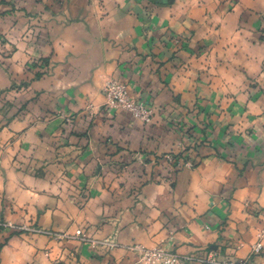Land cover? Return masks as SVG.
Listing matches in <instances>:
<instances>
[{
    "label": "crops",
    "instance_id": "crops-1",
    "mask_svg": "<svg viewBox=\"0 0 264 264\" xmlns=\"http://www.w3.org/2000/svg\"><path fill=\"white\" fill-rule=\"evenodd\" d=\"M263 216L264 0H0V264H264Z\"/></svg>",
    "mask_w": 264,
    "mask_h": 264
},
{
    "label": "built area",
    "instance_id": "built-area-1",
    "mask_svg": "<svg viewBox=\"0 0 264 264\" xmlns=\"http://www.w3.org/2000/svg\"><path fill=\"white\" fill-rule=\"evenodd\" d=\"M103 94L106 98V106L114 109H122L128 112L134 119L142 122L143 124H150L154 118L155 110L150 107L146 102L134 98L129 94V86L120 81L117 77H111L103 87ZM164 159L175 170H181L187 167H195L197 159L194 154L189 153L188 148L184 147L179 153L173 152L164 155ZM0 226L13 229L15 231L23 232H35L43 233L42 228L36 226H18L17 224L9 221H0ZM81 235V232H77ZM103 244L107 246H113V243L108 240L103 241ZM264 251V216L262 220V229L258 234V241L254 247V253L259 254ZM161 254V253H160ZM145 256L151 258L153 254L145 253ZM212 264H251L249 261H229V262H217L214 257L210 258ZM164 264H185L177 256H168V259L164 261Z\"/></svg>",
    "mask_w": 264,
    "mask_h": 264
},
{
    "label": "rangeland",
    "instance_id": "rangeland-1",
    "mask_svg": "<svg viewBox=\"0 0 264 264\" xmlns=\"http://www.w3.org/2000/svg\"><path fill=\"white\" fill-rule=\"evenodd\" d=\"M152 108H153V107H152ZM154 110H155V109H154ZM180 129H181V128H180ZM181 133L184 134V130L182 131V129H181ZM182 145H184V144H183V143L179 144L177 150H175L174 152L179 153L180 151H182L183 148L185 147V145H184L183 147H182ZM180 147H181V148H180ZM169 153H173V152H169ZM166 154H168V153H166ZM169 165H171V164H169ZM210 264H212V263H210Z\"/></svg>",
    "mask_w": 264,
    "mask_h": 264
}]
</instances>
